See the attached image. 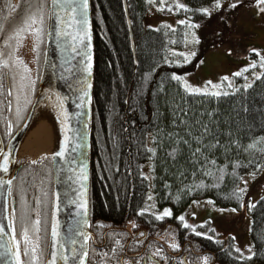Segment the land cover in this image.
<instances>
[{
	"label": "trees",
	"instance_id": "16d2710c",
	"mask_svg": "<svg viewBox=\"0 0 264 264\" xmlns=\"http://www.w3.org/2000/svg\"><path fill=\"white\" fill-rule=\"evenodd\" d=\"M184 1L186 9L175 8L177 17L196 23L217 13L220 30L225 32L230 17L238 11L237 4L231 7L235 0L219 8L216 0ZM149 5L148 0H91V227L138 222L154 231L166 219L179 226L186 220L178 219L185 208L204 198L240 210L247 193L251 199L250 188H243L244 175L251 172L253 183H257L264 170V70L249 85L236 77V86L219 95L188 91L173 77L194 68L208 38L202 35L195 43L196 59L186 60L178 51L187 44L186 24L148 26ZM210 7L214 14L197 11ZM165 12L170 14V9ZM148 73L151 76L146 80ZM253 143L255 147L249 148ZM22 168L13 181L16 200L15 185L26 173ZM31 176L26 182L33 188L31 179L37 176ZM240 189L244 192L237 200L234 193ZM32 195L35 197V192ZM153 206L155 211L168 208L172 215L160 219L150 209ZM248 210L250 252L245 256L230 243H221L218 239L224 238L220 234L216 239L212 233L199 231L201 235H196V231L179 226L181 246L193 247L190 262L203 264L199 257L212 254L214 264H264V194ZM48 214L50 221V210ZM197 251L203 253L196 255Z\"/></svg>",
	"mask_w": 264,
	"mask_h": 264
},
{
	"label": "rangeland",
	"instance_id": "374dc122",
	"mask_svg": "<svg viewBox=\"0 0 264 264\" xmlns=\"http://www.w3.org/2000/svg\"><path fill=\"white\" fill-rule=\"evenodd\" d=\"M48 0V4H50ZM173 1L179 5H185L184 0H155V3L149 5L145 17V24L150 27H158L159 25H168L170 27H175L180 21L185 22V26L188 27V38L185 48L181 51L186 60L196 59L192 53H195V43L198 39L202 38L204 35L207 39L205 42L206 46L201 52V58L195 60L194 68L183 73H176L175 76L181 77L180 83L189 91V89H196L198 91L191 92H203V93H225L230 89L234 88L237 84L236 77L241 76L243 78V83L245 85L251 84L255 78L259 77L264 70V11H260V7L264 5H258L256 0H235L234 4L238 5V11L232 14L230 17V28L227 32L220 30V23L216 19L217 13L214 14V8L210 7L209 12L213 13V18H208L206 22H196L191 23L190 20L185 17H177L175 13V5ZM229 0H219L220 5ZM17 0H14L16 3ZM252 2V3H251ZM16 4H14L15 6ZM170 9V14H167L165 10ZM163 9V10H161ZM165 13V14H164ZM223 15L221 16V18ZM219 19V16H218ZM238 25H236V23ZM206 23V24H205ZM45 25V24H44ZM190 25H199V27H191ZM239 27V29H238ZM194 34V37H193ZM212 37H214L212 39ZM24 39L18 47V52L14 53L16 57L23 60L24 64L31 69V72L27 75L31 79L35 80V91L38 86V80L41 76V64H39L40 55L43 57V49L34 50L36 45V38L32 40ZM4 45H2L3 47ZM44 47V46H43ZM255 50V51H254ZM7 53V52H5ZM180 53V54H181ZM44 62V59H42ZM41 60V61H42ZM42 63V62H41ZM4 72V87L5 95L0 96V134L4 145L8 143L7 135L9 121L11 125L19 127L30 108L31 105H25L24 97L21 95L19 102V107L21 109L20 116L16 114L17 102L15 96L17 94V89L13 90L12 96H7L8 87V69L2 70ZM236 73H241L240 75H235ZM19 74H23L22 69L19 70ZM227 77V79H224ZM211 81V84L208 82ZM19 83V79L17 78ZM187 85V87H186ZM35 91L30 95V99L33 101L35 96ZM12 101L11 111L8 109L7 101ZM46 157V158H45ZM21 163L18 161V166L23 167L22 170L26 171L24 177L20 180L23 182L21 186L20 181H17L15 188L17 193V211L15 218L18 219L19 227L17 226L18 235L17 240L20 242L19 247L21 251V257L25 264H30L32 248H36V255L38 257V264H45V259L47 258V251L49 245V235L51 229V222L49 221L48 211L50 210V220L51 211L53 210V200H54V182L52 177V155L42 154L35 160L38 161L37 164H31L32 158L25 155L20 157ZM148 164L146 165V168ZM37 170V172L35 171ZM41 175H38V174ZM148 173V172H147ZM27 174V175H26ZM260 180L257 183H253V174L247 172L244 175L243 188H250L249 200L248 193L245 195L246 198L245 205L242 209L231 211L229 206H217L213 203H209L211 199L204 198L194 201L188 205L185 210L179 215L183 216L186 220L179 224L181 230L184 228L190 229L191 232H202L206 235H211L218 239V235L223 239H218L223 242L226 246L230 243L233 249H240L238 253L240 256H245L249 254L250 250V238H249V208L252 204L264 194V170L260 173ZM31 175H36L37 178L31 181L32 187L30 188L26 182V179L33 178ZM150 179L151 176L147 174ZM35 187V188H34ZM255 188H259L257 191ZM253 189V190H252ZM252 191V192H251ZM35 192V197L32 193ZM149 196H152L151 186L149 188ZM251 193V194H250ZM33 196V203L29 195ZM46 194V195H45ZM152 199V197H151ZM39 200L40 204L37 205L36 201ZM12 202V201H11ZM151 205L153 201L150 200ZM155 211L154 206L150 208ZM168 208H161L156 210L155 213L161 217H164V211ZM223 209L224 211H221ZM248 210L247 214L245 211ZM38 218L40 219V224L34 227V222ZM21 217L24 218L25 223L28 226V243H25ZM48 217V218H47ZM168 217V216H165ZM166 219V218H165ZM210 219V220H209ZM47 220V221H46ZM168 222V223H166ZM127 223V227L131 228L135 225V231L142 229L141 233H144L140 240L142 243L137 245L135 240V235L132 236L131 232L128 230V234L124 231L116 232V230H123L122 225ZM189 225L185 227L184 225ZM160 227L151 231L148 226L143 223L138 222H124L119 225H102L93 224V232L95 246L90 245L88 249V259L87 264L90 259V264H122V262H127V264H167L173 261L175 264L182 263H192L190 262V257H184V253L192 251L193 247H187L186 245L181 246V241L179 240L178 228L179 226L173 224L170 221H164V223H159ZM202 226L204 229L201 230L198 227ZM39 229L36 231L35 228ZM46 230L44 231V228ZM178 229V230H177ZM180 230V231H181ZM151 232V233H148ZM217 236V237H216ZM160 237L168 241V245H165L164 252L162 256L155 255L156 251L151 249L158 248V245L153 242L143 243V240L147 238ZM113 239H124L126 240L125 247L124 244H114L111 243ZM132 240V241H131ZM178 244V248L171 247L172 244ZM101 246V247H100ZM115 248V253L113 251H104L106 248ZM26 249L29 250L26 254ZM139 249L140 251L136 253H131L129 251H135ZM160 253V252H159ZM211 254V253H210ZM126 255L132 257V259L127 260ZM158 256V257H157ZM209 257L208 264H214V255H203L199 257L198 262L204 264L203 258ZM156 257V258H155ZM125 258V260H124ZM213 258V260H211ZM152 259V260H151ZM154 261V262H153ZM35 264V262H33ZM197 264V260L192 263Z\"/></svg>",
	"mask_w": 264,
	"mask_h": 264
},
{
	"label": "snow or ice",
	"instance_id": "6c2138e0",
	"mask_svg": "<svg viewBox=\"0 0 264 264\" xmlns=\"http://www.w3.org/2000/svg\"><path fill=\"white\" fill-rule=\"evenodd\" d=\"M148 3H155V0H148ZM163 3V0H161ZM258 5H264V0H256ZM6 6L9 8V12L7 16H4L2 20H0V35L4 37L3 47H0V96L5 95V87H4V72L3 69H8V87H7V96L13 95V90L17 89V94L15 96V100L17 102L16 114L20 116V107L19 102L21 99V95L24 97L25 105H31L32 100L29 98L31 94L35 91V80L31 79L29 75L31 69L24 64L23 60L19 57H16L14 53L18 49L20 43L24 39V35L26 33H32L36 38V45L34 50H38L40 44L43 42L42 37L44 35L51 36V31L45 32L44 24L46 20H51L55 18L56 21L59 22V27L56 28L57 35V43L58 46L62 49L68 45L67 40L65 39L61 42L62 37H71L72 44L70 45L71 52L75 53L77 56H83L89 62L84 64L81 71L85 73L91 72L92 64L91 58L87 51L88 45L85 44V39H90L89 26H90V18H89V0H51V4L49 6L48 0H22V5H11L7 3ZM180 8H185V5H179ZM216 8L220 7L219 0H216L215 4ZM231 7L235 8L236 4L231 5ZM16 8H21V14L16 17L12 16V12L15 11ZM163 10V9H161ZM260 11H264V7H260ZM3 11V8H0V12ZM204 14L210 15L209 9L204 8L202 10ZM10 20L17 21L16 25H13L11 31L9 32L6 29V23ZM181 24L185 23L184 21H180ZM73 25H78L79 28L74 29V31H67L66 29L72 28ZM191 27H199V25H190ZM194 37V34H193ZM195 39V37H194ZM14 41V43H13ZM77 42L81 46L80 50L77 48ZM4 48H7L8 51L5 53ZM255 51V50H254ZM195 56V53H192ZM264 60V57L261 58ZM22 69L23 74H19V70ZM241 73H236L235 75H240ZM151 73L146 74L145 79L150 78ZM17 78L19 79V83L17 82ZM176 80H180L181 77L174 76ZM224 79H227L225 77ZM211 84V81L208 82ZM91 87L90 84L87 85ZM187 87V85H186ZM189 91H198L196 89H189ZM219 95L220 93H215ZM87 91H83V96L81 97V105L83 106V97L87 96ZM8 109L11 111L12 101H7ZM59 111L58 119L62 117V120L66 122L68 120V114L63 109L62 101L57 104ZM79 115V114H78ZM9 126H11V122L9 121ZM77 148L81 147V145H76ZM249 148H254L255 143L250 144ZM68 151V137L65 136V144L61 148L60 151L53 154V158L55 157H65L66 152ZM199 151V149H197ZM0 157H2V161H0V171L7 174L9 172V157L3 153V150H0ZM46 158V157H45ZM73 164L76 163V158L73 157L71 159ZM38 161L33 160L31 164H37ZM75 171V169H71ZM80 175L76 179V183L80 184V190L76 192L65 193L67 196V204L76 207V212L71 219L70 224L67 227V230L62 235L61 226L58 219H54L51 225V242L50 248L51 251L48 257L45 259V264H58V261H63V264H85L86 258L88 256V252L84 249L87 248V242L90 239H93L91 233L85 230L86 227H91L89 221L87 219V200L86 199H77L75 196H83V191L85 186L81 183V180H87L86 168L81 166L79 169ZM17 179V177H13L12 179H5L0 176V198L7 197L4 200V204L2 205L5 213V218L9 219V223L7 226L0 222V264H24L20 257V247L19 241L16 239L14 222L17 211L18 201L12 196V184L13 181ZM73 177H69V180H72ZM7 186V187H6ZM244 189H240L238 193H234L236 199L239 200L242 198V194ZM46 195V194H45ZM12 200V204L9 205L8 200ZM151 199V197H149ZM194 203H197L194 201ZM212 203V201H209ZM36 204L39 205L40 201L37 200ZM11 207V212L9 213L8 209ZM53 210L58 215L60 211V195L59 193L55 194V200L53 203ZM221 211H224L221 209ZM231 211L235 212L236 209H231ZM141 215L143 212L140 213ZM171 210L165 209L164 216H171ZM163 219V216L158 217ZM181 221H184V217L180 216L178 218ZM22 224V232L24 236L25 243H28V226L25 223L23 217H21ZM40 224V219L38 218L34 222V227ZM135 226V225H134ZM185 227L189 225L185 224ZM6 227L12 228V233L6 231ZM36 231H39L38 227L35 228ZM140 235H145L144 233H140ZM196 235H201V233L197 232ZM7 237V239H5ZM80 245L78 250L77 245ZM119 244V241H117ZM171 247L178 248V244H172ZM29 250L26 249V254ZM237 252H240V249H236ZM31 252V260L30 264H38V257L36 255V248H32ZM113 253H115V249H113ZM159 250L155 255H159ZM250 259L251 257H247ZM204 264H208L209 257L205 256L203 258ZM122 264H127V262H122Z\"/></svg>",
	"mask_w": 264,
	"mask_h": 264
},
{
	"label": "water",
	"instance_id": "95a60500",
	"mask_svg": "<svg viewBox=\"0 0 264 264\" xmlns=\"http://www.w3.org/2000/svg\"><path fill=\"white\" fill-rule=\"evenodd\" d=\"M51 4V0H50ZM50 6V5H49ZM89 18L90 26L89 33L90 39H85V44L88 45L87 51L91 58V72L85 73L81 69L84 64L89 61L83 56H77L75 53L71 52L70 45L72 44L71 37H62L61 42L65 39L69 46L61 48L57 43L56 28L59 27V22L55 18L48 20L47 32L51 31V36L46 37V48L43 67L41 71V76L38 82L37 90L32 101V104L23 120V123L11 137L6 146H4L1 134H0V150H3L5 155L9 157V172L7 174L0 171V176L5 179H12L17 175L18 166H16L19 158H16V152L29 128V125L34 118L37 109L42 103L43 99L47 96L53 97L55 102L63 103L65 112L68 114L67 128L63 136L60 149L65 144V136L68 137V151L65 157H55L52 155V167L54 174V200L55 194L60 195V211L58 215L52 210L51 225L54 219H58L62 235L66 232L68 225L76 212V207L67 204V196L65 193L76 192L80 190V184L76 183L77 177L80 175L79 169L81 166L86 168L87 180H81L84 184L85 189L83 191V196H75L77 199L87 200V219L90 224V204H89V190H90V167H91V133H92V94H93V84H94V37H93V26H92V16H91V0H89ZM79 28L78 25H73L72 28L66 29L67 31H74V29ZM77 48L80 50L81 46L77 42ZM90 84L91 87L87 85ZM83 91H87L88 95L83 97V106L81 105V97L83 96ZM79 114V115H78ZM81 145L77 148L76 145ZM56 153V152H55ZM75 157L76 163L73 164L71 159ZM2 161V157H0ZM71 169H75L72 171ZM73 177L69 180V177ZM7 187V186H6ZM7 199L6 195L0 198V222L4 223L6 226L9 223V219L5 218V213L2 205L4 200ZM11 199L8 200L9 205ZM53 200V203H54ZM11 212V207L8 209ZM85 230L91 233L92 240H94V234L91 232L90 227H86ZM6 231L12 233L13 229L6 227ZM51 233V229H50ZM7 239V237L5 238ZM89 241L87 242V248L84 249L88 252ZM51 235L49 236V245L47 251V257L51 251L50 248ZM79 250L80 245H77ZM21 257V256H20ZM87 259L85 264H87ZM58 264H63V261H58Z\"/></svg>",
	"mask_w": 264,
	"mask_h": 264
},
{
	"label": "bare ground",
	"instance_id": "6f19581e",
	"mask_svg": "<svg viewBox=\"0 0 264 264\" xmlns=\"http://www.w3.org/2000/svg\"><path fill=\"white\" fill-rule=\"evenodd\" d=\"M53 97H45L32 119L29 128L16 152V158L29 156L33 160L42 154L60 151L67 128V121L58 119L59 109ZM64 111L65 108L63 107Z\"/></svg>",
	"mask_w": 264,
	"mask_h": 264
},
{
	"label": "flooded vegetation",
	"instance_id": "af4514ba",
	"mask_svg": "<svg viewBox=\"0 0 264 264\" xmlns=\"http://www.w3.org/2000/svg\"><path fill=\"white\" fill-rule=\"evenodd\" d=\"M7 3H10L11 5H13L14 6V4H16V5H22V0H17V2L16 3H14V0H7ZM0 8H3V11L2 12H0V20H2V18L4 17V16H7L8 15V12H9V8L6 6V0H0ZM19 14H21V8H16L15 9V11L14 12H12V16L13 17H16V16H18ZM17 24V21H15V20H10L8 23H6V29L10 32L11 31V28H12V26L13 25H16ZM44 29H45V32H47V30H46V21H45V25H44ZM47 37V35H44L43 37H42V39H43V41H44V44L42 45L41 44V46H40V49L42 50L43 49V54H45L44 53V51H45V38ZM33 38H35V36L32 34V33H26L25 34V39H29V40H32ZM28 40V41H29ZM3 41H4V37L2 36V35H0V47H2V45H3ZM13 43H14V41H13ZM44 46V47H43ZM4 51L5 52H7L8 51V49L7 48H4ZM17 52H18V50H16V54H17ZM42 59H44V55H43V57L40 55V60H39V64H41L42 65V63H43V60ZM42 60V61H41ZM42 62V63H41ZM17 129H18V127L17 126H14L13 124L11 125V126H9L8 127V134H9V137H8V135H7V140H10V138L13 136V134L17 131ZM18 222V221H17ZM122 228H123V230H116V232H120V231H124L126 234H128V230L131 232V234H132V236H134L135 235V237L136 238H133L132 237V239H134L135 240V243L137 244V245H139L140 243H142V240H140V238L142 237V235H140V233H141V231H142V229L140 228L139 230H136L135 231V226L134 227H131V228H129V227H127V223L126 224H123L122 225ZM91 230H92V232H93V229H92V227H91ZM117 241H119V243H122V244H124V247H125V243H126V240H124V239H113V240H111V243H114V244H117ZM132 241V240H131ZM153 242V243H156L157 245H158V248H154V249H151L152 251L154 250V251H156V250H159V252H160V255L162 256V253L164 252V247H165V245H168V241L167 240H164V239H162V238H160V237H153V239L150 237V238H147V239H145V240H143V243H146V242ZM147 242V243H148ZM91 244H93L94 246H95V242H93L92 241V239L90 240V245ZM90 245H89V247H90ZM101 247V246H100ZM113 249H115V248H113V247H110V248H106L104 251H113ZM138 251H140L139 249H137V250H135V251H129L130 253L129 254H131V253H136V252H138ZM196 253V255H200V252H195ZM126 257V259L127 260H129V259H132V257H130L129 255H126L125 256ZM158 257V256H157ZM184 257H190V259H192L191 258V254L189 253V252H186V253H184ZM156 258V257H155ZM124 260H125V258H124ZM152 260V259H151ZM154 262V261H153ZM91 262H90V259H89V261H88V264H90ZM154 264H155V262H154ZM167 264H175L173 261H171V262H168ZM184 264V263H183ZM185 264H188V263H185Z\"/></svg>",
	"mask_w": 264,
	"mask_h": 264
}]
</instances>
